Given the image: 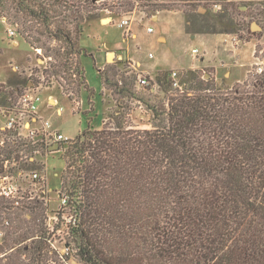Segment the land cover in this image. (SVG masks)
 <instances>
[{
	"label": "trees",
	"instance_id": "trees-1",
	"mask_svg": "<svg viewBox=\"0 0 264 264\" xmlns=\"http://www.w3.org/2000/svg\"><path fill=\"white\" fill-rule=\"evenodd\" d=\"M97 1L0 0L17 36L50 59L45 79L69 97L86 87L84 25L105 8L132 7ZM171 73L158 70L154 83L137 90L112 65L98 70L120 108L131 110L124 99L145 108L151 128L88 125L60 144L65 202L57 215L72 213L78 263L264 264V71H249L228 89L195 71L182 72L174 87ZM31 210L29 221L4 222L0 264H57L44 224L35 222L42 208Z\"/></svg>",
	"mask_w": 264,
	"mask_h": 264
},
{
	"label": "rangeland",
	"instance_id": "rangeland-1",
	"mask_svg": "<svg viewBox=\"0 0 264 264\" xmlns=\"http://www.w3.org/2000/svg\"><path fill=\"white\" fill-rule=\"evenodd\" d=\"M117 1L99 0V4L103 2L108 6H116L114 3ZM120 9L105 8L99 12V18L91 19L84 25L79 40V63L86 87H81L80 91H75L70 97L53 78L45 79L43 71L48 68L47 62L50 59L43 58L41 50L37 53V49H32L19 36L12 39L16 43L12 45L5 34L6 25L0 23V82L8 87H22L26 84L38 87L39 115L49 120L57 131L69 139L75 138L88 125L96 131L101 130L103 124L112 128L130 126L137 130H149L150 113L137 103L130 104L124 99L131 106L126 114L120 108V102L102 87L98 70L112 65L118 73L135 81L137 90H141L136 86L139 76L147 78L151 84L155 82V75L160 69L177 71V83L182 79V72L195 71L203 80L211 79L218 87L228 89L237 83V79H242L240 83L245 81L247 72L252 70L249 44L255 49L264 47V0H142L136 10L133 5L121 9L131 14L123 16ZM124 17L132 20L133 33L131 31L128 37H124L123 29L119 26L120 19ZM152 17H158V20L151 21ZM148 27L152 28V33L147 32ZM135 33L136 37H132ZM206 37L212 38L208 40ZM239 42L244 45L238 53V60L231 57V54L240 46ZM106 44L110 46L106 47ZM194 48L200 51L196 59L191 54ZM208 52L218 54L215 56L218 57L216 61L220 60L221 64L213 61L209 65H199L200 58H204ZM108 53L114 54L110 61H107ZM131 58L139 60L142 66L134 67ZM209 59L207 55L203 62ZM14 66L18 67L16 72L12 70ZM153 88L155 94L163 96L158 86ZM58 108L61 109L60 115L57 114ZM61 153L52 152L47 157L34 154L37 161L42 160L45 164L50 201L48 205L39 201L33 203V207L37 205L42 208L35 222L44 224L49 235L47 245L54 251L52 257L57 264H79L68 227L73 220L72 213L63 214L60 219L57 215L63 205L57 198L60 175L64 168ZM21 155L17 152L12 156H18L16 159L20 161ZM22 165L26 170L40 169L36 162H23ZM1 207L9 209L8 204L0 201ZM15 211L12 216V211L8 213L1 209L0 229L3 234L5 221H16V218L29 221L31 215L35 216L27 208ZM29 242L27 240L22 244Z\"/></svg>",
	"mask_w": 264,
	"mask_h": 264
},
{
	"label": "built area",
	"instance_id": "built-area-1",
	"mask_svg": "<svg viewBox=\"0 0 264 264\" xmlns=\"http://www.w3.org/2000/svg\"><path fill=\"white\" fill-rule=\"evenodd\" d=\"M134 10L139 7L142 0H130ZM179 2V0H177ZM99 4V1H97ZM217 7V5H214ZM109 10L110 8H106ZM132 12H124L120 9V14L126 16ZM132 20L128 17L120 19L119 26L123 29L124 37H128L131 32ZM0 23L6 25L5 34L8 36L12 45H16L12 39L18 34L16 26L9 25L5 16L0 14ZM148 33H152V28H147ZM40 53V50H36ZM192 57L196 59L200 51L196 48L191 51ZM151 56V55H150ZM251 67L254 74L260 75L264 71V47L253 50V60ZM14 72L18 67H13ZM249 72V71H248ZM177 71H172L171 78L173 86L179 87L176 82ZM137 86L143 87L150 85V81L142 76L137 78ZM22 85V87H8L0 82V201L9 205V209L2 207L5 211L17 209L31 210L35 201L49 204V189L45 176V164L43 161L36 160V154L40 157L48 156L49 153L58 152L60 144L68 142L70 139L39 115L40 95L38 87ZM154 89V88H153ZM61 109L58 108L57 114L60 115ZM59 145L57 150H52L55 145ZM30 146L32 149H30ZM21 153L19 163L13 154ZM41 152H44L43 155ZM33 154V155H32ZM35 154V155H34ZM24 163H38L39 170H26ZM27 165V164H26ZM14 171L17 172L14 175ZM44 173V175H43ZM57 193V198H59ZM64 203L65 201L62 200ZM5 214V213H3ZM2 233L0 232V241Z\"/></svg>",
	"mask_w": 264,
	"mask_h": 264
},
{
	"label": "crops",
	"instance_id": "crops-1",
	"mask_svg": "<svg viewBox=\"0 0 264 264\" xmlns=\"http://www.w3.org/2000/svg\"><path fill=\"white\" fill-rule=\"evenodd\" d=\"M158 20V17L156 18V17H152L151 18V21H157ZM131 26H133L132 25V23H131ZM131 26H130V28H131ZM132 33H133V27H132ZM133 35L136 37V33L135 34H132V37H133ZM205 37V36H204ZM212 37H215V36H212ZM212 37H206V39H208V40H210V38H212ZM160 38H161V35L157 38V40L159 41L160 40ZM193 38H194V36H193ZM240 43V46L238 47V48H236L234 51H233V53L231 54V57H233V58H235V59H238L239 60V58H238V56H240V55H238V53H240L241 52V47L244 45L243 43H241V42H239ZM250 45V61L251 60H253V50H254V46L252 45L251 46V44H249ZM110 46V45H109ZM106 47H107V44H106ZM210 56V59L207 61V62H203L204 61V58H206V56ZM222 55V54H221ZM228 56L227 57H229V54H227ZM215 56H218V54H216V53H210V52H208L207 54H205L204 55V58L202 57V58H200V61L198 62V64L199 65H204L205 66V64H207V65H209V64H211L213 61L214 62H216V63H219V64H221V62H219V61H216V59L218 60V57H215ZM222 57V56H221ZM132 59V58H131ZM132 60H134V59H132ZM249 61V62H250ZM238 62V61H237ZM252 62V61H251ZM134 67H136V66H138V67H141L142 66V64H141V62L139 61V60H134ZM249 64V63H248ZM247 64V65H248ZM218 65V64H217ZM192 67V66H191ZM191 67H187V68H191ZM216 67V66H215ZM181 69H183V68H181ZM161 70V69H160ZM246 73V72H245ZM248 73V72H247ZM245 78V77H244ZM242 80V79H241ZM240 79H237V82H239V81H241Z\"/></svg>",
	"mask_w": 264,
	"mask_h": 264
},
{
	"label": "water",
	"instance_id": "water-1",
	"mask_svg": "<svg viewBox=\"0 0 264 264\" xmlns=\"http://www.w3.org/2000/svg\"><path fill=\"white\" fill-rule=\"evenodd\" d=\"M179 1H187V0H179ZM254 27H258L257 25H254ZM107 47H109V44H107ZM113 56H114V54L113 53H108V55H107V61H110V60H112L113 59ZM59 148V145L57 144V145H55L53 148H52V150H57Z\"/></svg>",
	"mask_w": 264,
	"mask_h": 264
}]
</instances>
